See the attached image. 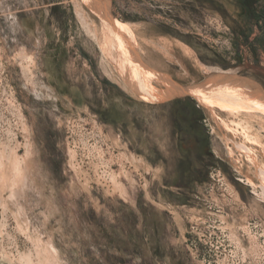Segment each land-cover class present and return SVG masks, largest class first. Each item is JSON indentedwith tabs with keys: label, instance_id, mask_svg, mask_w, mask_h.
<instances>
[{
	"label": "rangeland",
	"instance_id": "obj_1",
	"mask_svg": "<svg viewBox=\"0 0 264 264\" xmlns=\"http://www.w3.org/2000/svg\"><path fill=\"white\" fill-rule=\"evenodd\" d=\"M210 79L264 95L239 0H0V264H264V112L186 90ZM183 99L211 151L192 181Z\"/></svg>",
	"mask_w": 264,
	"mask_h": 264
},
{
	"label": "bare ground",
	"instance_id": "obj_2",
	"mask_svg": "<svg viewBox=\"0 0 264 264\" xmlns=\"http://www.w3.org/2000/svg\"><path fill=\"white\" fill-rule=\"evenodd\" d=\"M105 22H106V24H105ZM104 24L105 25L108 24L111 27V29H116V30H120V31L125 29V27H126V26L124 27L122 24H120L117 21H114V20L112 21L111 18H109V17L105 18ZM120 48H122L121 45H120ZM122 51L125 54L123 48H122ZM124 60H126V59H124ZM128 62H130V64H132V65H136V63L133 60H130ZM214 72H216V71H214ZM135 73L138 76V78H141V77H139V74H138L139 72L138 73L135 72ZM148 76H150V75L148 74ZM210 80H213L212 81L213 84H212V82H210L211 86L209 85L210 86L209 89L203 88V85H201V86H199L200 88L198 86L197 87H191L190 86L186 90H189L191 95H193V97L196 98V100H198L203 105H206V104L211 105V104L218 103V104H222L223 107L225 106L229 110L231 109L233 111H239V110L246 109L247 111L249 110V111H263L264 112V97H263L264 95L261 96L255 90H251V88L248 87L249 84L248 85L244 84L245 85L244 86V85L231 84L229 82L217 83L216 81H214V79H210ZM207 85H205V86H207ZM207 93L208 94L211 93L210 95L213 94V96H209Z\"/></svg>",
	"mask_w": 264,
	"mask_h": 264
},
{
	"label": "trees",
	"instance_id": "obj_3",
	"mask_svg": "<svg viewBox=\"0 0 264 264\" xmlns=\"http://www.w3.org/2000/svg\"><path fill=\"white\" fill-rule=\"evenodd\" d=\"M239 2L241 3V5H243L244 9L250 13V16H252V18H255L258 22L262 17H264V4H260L261 11H259L257 8L258 0H239ZM196 107L197 105L195 106V104L190 99H183L182 101H177V110L180 109L181 118L191 120L192 122H194L193 124H195V126L198 128V132L193 137V141L194 140L197 141L196 139H198L200 140V143L203 142V146L202 144H199L200 145L199 146L195 143V145L199 147L197 152H202V154L204 155V157L202 158V162H203L205 157L211 155V151L208 145V140H207L208 137L204 133V131L202 130L203 128L200 125V113L198 109H196ZM183 150L191 159L193 152H196V151H192L190 146L184 147ZM196 168H199L198 165H192V164L179 167V169L181 170L180 173L181 178L183 180L192 181L194 179L193 173L195 170H197Z\"/></svg>",
	"mask_w": 264,
	"mask_h": 264
},
{
	"label": "flooded vegetation",
	"instance_id": "obj_4",
	"mask_svg": "<svg viewBox=\"0 0 264 264\" xmlns=\"http://www.w3.org/2000/svg\"><path fill=\"white\" fill-rule=\"evenodd\" d=\"M180 113V109H176L173 112V135L176 139V146L179 152V167L188 164L201 166L203 163L202 158L204 157L202 152H197L196 150V152H193L191 159L183 150V148L187 146H190L192 151L195 150V143L197 145L202 144L203 146V142L200 143V140L196 139L197 141H193V137L197 134L198 128L191 120L181 118Z\"/></svg>",
	"mask_w": 264,
	"mask_h": 264
}]
</instances>
